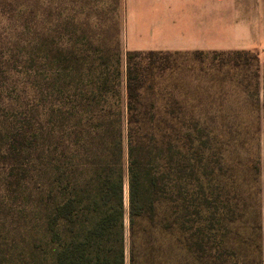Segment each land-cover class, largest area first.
Returning a JSON list of instances; mask_svg holds the SVG:
<instances>
[{"label":"rangeland","instance_id":"1","mask_svg":"<svg viewBox=\"0 0 264 264\" xmlns=\"http://www.w3.org/2000/svg\"><path fill=\"white\" fill-rule=\"evenodd\" d=\"M145 1L0 0V83H27L30 98L42 99L50 70L68 71L79 65L77 58L112 77L119 46L124 99L130 65L142 86L144 112L193 119L192 146L202 176L195 245L176 249L159 264H264V38L251 41L259 48L248 50L250 55L153 49L134 33L137 22L142 27ZM4 156L0 264H50L26 228L27 185L21 194L14 184L5 188L11 168Z\"/></svg>","mask_w":264,"mask_h":264},{"label":"trees","instance_id":"2","mask_svg":"<svg viewBox=\"0 0 264 264\" xmlns=\"http://www.w3.org/2000/svg\"><path fill=\"white\" fill-rule=\"evenodd\" d=\"M76 63L50 70L42 99L30 98L27 83H0L5 188L21 194L27 185L26 228L50 264L166 262L195 245L202 176L193 119L144 112L130 65L124 99L119 46L112 77Z\"/></svg>","mask_w":264,"mask_h":264},{"label":"crops","instance_id":"3","mask_svg":"<svg viewBox=\"0 0 264 264\" xmlns=\"http://www.w3.org/2000/svg\"><path fill=\"white\" fill-rule=\"evenodd\" d=\"M145 6L134 33L153 49L253 50L259 47L251 41L264 38V0H149Z\"/></svg>","mask_w":264,"mask_h":264}]
</instances>
